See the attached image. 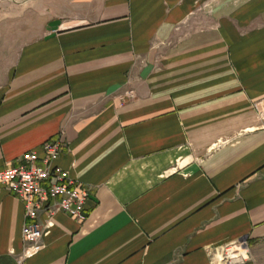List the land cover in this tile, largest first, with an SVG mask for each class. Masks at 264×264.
<instances>
[{
	"label": "crops",
	"instance_id": "0c3cea01",
	"mask_svg": "<svg viewBox=\"0 0 264 264\" xmlns=\"http://www.w3.org/2000/svg\"><path fill=\"white\" fill-rule=\"evenodd\" d=\"M34 15L0 18V170L62 142L86 219L55 215L28 250L1 190L0 264H264V0Z\"/></svg>",
	"mask_w": 264,
	"mask_h": 264
},
{
	"label": "built area",
	"instance_id": "2783aa9c",
	"mask_svg": "<svg viewBox=\"0 0 264 264\" xmlns=\"http://www.w3.org/2000/svg\"><path fill=\"white\" fill-rule=\"evenodd\" d=\"M126 97L133 98V92ZM63 149L62 142L50 140L39 153H25L15 165L0 170V191L5 190L23 203L21 238L28 250L37 248L55 215L63 214L78 223L86 219L88 189L68 178L56 165ZM41 215L43 222L39 221Z\"/></svg>",
	"mask_w": 264,
	"mask_h": 264
},
{
	"label": "rangeland",
	"instance_id": "374dc122",
	"mask_svg": "<svg viewBox=\"0 0 264 264\" xmlns=\"http://www.w3.org/2000/svg\"><path fill=\"white\" fill-rule=\"evenodd\" d=\"M40 8L41 0H0V18L1 15H7L9 22L24 18L25 25L27 26L37 22L34 12H37ZM226 257H229V255Z\"/></svg>",
	"mask_w": 264,
	"mask_h": 264
},
{
	"label": "bare ground",
	"instance_id": "6f19581e",
	"mask_svg": "<svg viewBox=\"0 0 264 264\" xmlns=\"http://www.w3.org/2000/svg\"><path fill=\"white\" fill-rule=\"evenodd\" d=\"M234 257V256H233ZM216 263V262H215Z\"/></svg>",
	"mask_w": 264,
	"mask_h": 264
}]
</instances>
